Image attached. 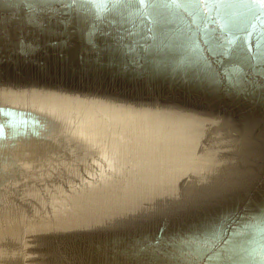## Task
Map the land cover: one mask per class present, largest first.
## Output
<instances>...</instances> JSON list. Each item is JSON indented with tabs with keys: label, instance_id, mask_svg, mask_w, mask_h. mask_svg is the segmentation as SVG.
I'll return each mask as SVG.
<instances>
[{
	"label": "water",
	"instance_id": "1",
	"mask_svg": "<svg viewBox=\"0 0 264 264\" xmlns=\"http://www.w3.org/2000/svg\"><path fill=\"white\" fill-rule=\"evenodd\" d=\"M37 8L0 0V264H264V0Z\"/></svg>",
	"mask_w": 264,
	"mask_h": 264
},
{
	"label": "snow or ice",
	"instance_id": "2",
	"mask_svg": "<svg viewBox=\"0 0 264 264\" xmlns=\"http://www.w3.org/2000/svg\"><path fill=\"white\" fill-rule=\"evenodd\" d=\"M19 2L25 5L29 9V11L33 13L45 10L43 8H37V5L58 4L60 5V8L49 9V10L54 11L57 14L70 16L72 11L74 10V6L78 3V0H19ZM91 2L95 3L97 2V0H91ZM139 2L141 4H145L148 2V0H139ZM61 22L65 23L66 21H61ZM3 126H4L3 123H0V128H3ZM205 247H207L208 250H212L213 248L217 247V245L208 242L205 245ZM209 259H212V257H209ZM198 260H199L198 257L193 256L190 259H186L185 264H198Z\"/></svg>",
	"mask_w": 264,
	"mask_h": 264
}]
</instances>
